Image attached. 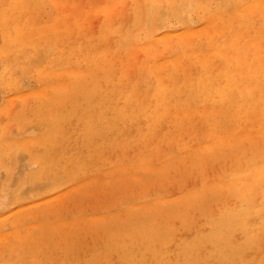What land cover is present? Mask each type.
<instances>
[{
    "label": "rangeland",
    "instance_id": "obj_1",
    "mask_svg": "<svg viewBox=\"0 0 264 264\" xmlns=\"http://www.w3.org/2000/svg\"><path fill=\"white\" fill-rule=\"evenodd\" d=\"M165 1L0 0V264H264V0Z\"/></svg>",
    "mask_w": 264,
    "mask_h": 264
},
{
    "label": "bare ground",
    "instance_id": "obj_2",
    "mask_svg": "<svg viewBox=\"0 0 264 264\" xmlns=\"http://www.w3.org/2000/svg\"><path fill=\"white\" fill-rule=\"evenodd\" d=\"M140 1V0H139ZM163 1V0H162ZM167 1H170V0H167ZM167 1H165L166 3H167ZM188 1V0H187ZM192 1V0H191ZM165 2L163 3V4H165ZM193 2V1H192ZM260 2V1H259ZM259 2H256L258 5H257V8H259V9H261V7L263 8V6H264V4L262 3L261 5L259 4ZM81 4V3H80ZM190 5V4H189ZM41 6V5H40ZM126 6H127V4H126ZM227 6V5H226ZM42 7V6H41ZM160 7H162V6H160ZM230 7V6H229ZM43 8V7H42ZM146 8V7H145ZM157 9H160V8H157ZM152 10H153V7H152ZM151 10V11H152ZM176 10V9H175ZM189 10V9H188ZM169 11V10H168ZM143 12V11H142ZM158 12V11H157ZM161 12H164L165 13V11L164 10H161ZM176 12V11H175ZM187 12V11H186ZM146 13V12H145ZM159 13V12H158ZM164 13H162V16H163V14ZM161 14V13H160ZM170 14V13H169ZM169 14H168V17H169ZM189 14V13H188ZM44 15V14H43ZM143 15V14H142ZM167 14H165V16H166ZM178 15V14H177ZM151 16H152V14H151ZM151 16H150V19H151ZM155 16H159V15H157V13L156 14H154V16H152V17H154V18H152V20L153 19H155ZM161 16V15H160ZM161 16V18H163ZM113 17V16H112ZM160 17H159V20L161 19ZM167 18V17H166ZM149 19V20H150ZM100 20V19H99ZM159 20H157V21H159ZM164 20V19H163ZM177 20V19H176ZM175 20V21H176ZM180 21H182V20H180ZM19 22V21H18ZM115 22V21H114ZM153 22V21H152ZM152 22H151V24L150 25H152ZM155 22V23H154ZM153 22V24L154 25H156L157 23H156V19H155V21ZM165 22V21H164ZM179 22V21H178ZM161 23V20L159 21V23L158 24H160ZM164 24V23H163ZM153 25V27H156L155 28V30H153L154 32L157 30V29H159V31H160V28H159V26L158 25H156V26H154ZM168 25V24H167ZM143 26V25H142ZM160 26H161V24H160ZM152 27V26H151ZM158 27V28H157ZM163 27V26H162ZM161 27V28H162ZM168 27V26H167ZM224 27H226V25H224ZM152 29H154V28H152ZM164 29V28H163ZM162 29V30H163ZM168 29H169V27H168ZM229 29V28H228ZM182 30V29H181ZM158 30L156 31L157 33L159 32ZM168 34L170 33L171 34V32H167ZM167 33H165L166 35H168ZM136 35V34H135ZM151 35V34H150ZM153 35V34H152ZM159 35H164V33L163 34H159ZM166 35H164V36H166ZM179 35V34H178ZM164 36H162V37H164ZM173 36V35H172ZM175 36V35H174ZM157 37H159V36H157ZM133 39V38H132ZM135 39V38H134ZM182 39V38H181ZM119 40V39H118ZM163 40H165V39H162L161 41H163ZM124 43V42H123ZM122 46V45H121ZM132 46V45H131ZM123 47V46H122ZM39 51V50H38ZM157 57V56H156ZM1 59V58H0ZM259 66H264L263 65V62H260V60H259ZM144 71H146V70H144ZM8 73V72H7ZM13 75V74H12ZM21 81V80H20ZM19 84V83H18ZM231 85H233V84H231ZM252 85H254V84H252ZM249 90V88L248 89H242V88H240L239 86H231V89H228V91L230 92V94L232 93V95H234L235 97L236 96H239V95H241L242 93H243V91L244 92H246L247 93V91ZM242 110H243V108H242ZM29 128V127H28ZM31 128V127H30ZM31 132V131H30ZM11 133V132H10ZM20 133V132H19ZM6 134V133H5ZM7 134H9V133H7ZM32 134V133H31ZM17 135V134H16ZM23 135V134H22ZM25 135H26V133H25ZM7 136V135H6ZM9 137H11L10 135H8ZM3 137H4V135H3ZM7 138V137H6ZM25 149V148H24ZM18 154V153H17ZM10 155V154H9ZM15 156V155H14ZM14 156H13V158H14ZM19 157V156H18ZM17 157V158H18ZM16 159V158H15ZM19 160V159H18ZM258 163V162H257ZM26 166V165H25ZM257 166V165H256ZM23 167V166H22ZM237 171V170H236ZM15 172H17V171H15ZM20 172V171H19ZM43 174V173H42ZM46 174V173H45ZM260 175H261V173H260ZM43 177V176H42ZM24 178V177H23ZM44 179V178H43ZM13 180H16V179H14L13 178ZM244 180V179H243ZM12 181V180H11ZM238 181V180H237ZM252 181H254V180H252ZM251 181V182H252ZM13 182V181H12ZM238 183V182H237ZM34 184H36L35 182H34ZM251 183L249 182V185H250ZM33 185V184H32ZM11 185H9V187H10ZM252 186V185H251ZM250 186V187H251ZM247 187H249V186H247ZM253 187H254V185H253ZM255 188V187H254ZM9 189V188H8ZM237 189V188H236ZM246 190H249L248 188L246 189ZM16 191H18V190H16ZM22 191V190H21ZM21 191H19V192H21ZM14 192V191H13ZM245 192H247V191H245ZM245 192H243L242 191V193H244L243 195L245 196ZM18 193V192H17ZM206 193V192H205ZM13 194V193H12ZM11 194V195H12ZM264 194V193H263ZM17 195V194H16ZM3 196H6V195H3ZM13 196V195H12ZM15 196V195H14ZM241 196V195H240ZM0 206H3V207H5L6 205H4V203H3V205H2V200H4V197H2V195H0ZM7 197V196H6ZM6 197H5V199H6ZM10 197V196H9ZM16 197V196H15ZM14 197V198H15ZM30 197V196H29ZM239 197V196H238ZM8 198V197H7ZM14 199L13 197H10V199ZM9 199V198H8ZM11 199V200H12ZM258 199V198H257ZM10 200V201H11ZM9 201V200H8ZM255 202V201H254ZM249 204V203H248ZM249 206H250V204H249ZM11 207V206H10ZM251 207V206H250ZM15 210V209H14ZM248 210V209H247ZM3 211V210H2ZM248 212V211H247ZM253 212V211H252ZM251 212V213H252ZM10 213V212H9ZM249 213V212H248ZM248 216H249V214H248ZM247 216V217H248ZM2 217H4V216H2ZM244 218H245V216L244 215H237V216H234L233 218H231V219H233L232 221L230 220L229 222L231 223H234V225H235V223L236 224H239V223H241V222H243L244 221ZM247 220V219H246ZM249 220H251V219H249ZM19 221V220H18ZM247 222V221H246ZM241 225V224H240ZM20 226V225H19ZM1 228H3L4 229V227H1ZM225 229L226 228H231V226H230V224H228V223H226L225 224V227H224ZM58 230V229H57ZM229 230V229H228ZM245 231V230H244ZM235 232V231H234ZM229 235H231V233L229 234ZM247 237H249V239L251 238L250 236H247ZM236 238V237H235ZM230 238H227V236H225L224 234H222V233H220V232H218V233H216V235H214L212 238H211V243L215 246V247H217V250H219V252L220 253H224L225 251H226V249H227V247L229 246V243H230V240H229ZM248 239V238H247ZM249 239L247 240L248 242H246L247 244H249V243H251L254 239H252V240H250V242H249ZM204 240V239H203ZM232 241V240H231ZM253 243V242H252ZM252 245V244H251ZM208 246V245H207ZM234 248V247H233ZM223 251H222V250ZM4 250V249H3ZM229 249H227V252L229 253V251H228ZM202 251V250H201ZM239 251H237L236 252V254H237V256L236 257H239L238 256V253ZM231 253H232V251H231ZM15 254V253H14ZM227 254V253H226ZM235 254V255H236ZM227 255H229V254H227ZM2 256V255H1ZM235 257V258H236ZM170 258V257H169ZM250 264V263H249Z\"/></svg>",
    "mask_w": 264,
    "mask_h": 264
}]
</instances>
